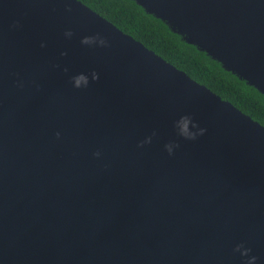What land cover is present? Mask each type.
Listing matches in <instances>:
<instances>
[{
	"label": "water",
	"instance_id": "obj_1",
	"mask_svg": "<svg viewBox=\"0 0 264 264\" xmlns=\"http://www.w3.org/2000/svg\"><path fill=\"white\" fill-rule=\"evenodd\" d=\"M134 1L264 96V0ZM0 264H264V125L80 0H0Z\"/></svg>",
	"mask_w": 264,
	"mask_h": 264
},
{
	"label": "trees",
	"instance_id": "obj_2",
	"mask_svg": "<svg viewBox=\"0 0 264 264\" xmlns=\"http://www.w3.org/2000/svg\"><path fill=\"white\" fill-rule=\"evenodd\" d=\"M123 32L166 61L204 84L222 99L264 125V96L205 52L186 43L160 19L146 13L134 0H80Z\"/></svg>",
	"mask_w": 264,
	"mask_h": 264
},
{
	"label": "clouds",
	"instance_id": "obj_3",
	"mask_svg": "<svg viewBox=\"0 0 264 264\" xmlns=\"http://www.w3.org/2000/svg\"><path fill=\"white\" fill-rule=\"evenodd\" d=\"M252 259L254 260V259H255V257H252Z\"/></svg>",
	"mask_w": 264,
	"mask_h": 264
}]
</instances>
